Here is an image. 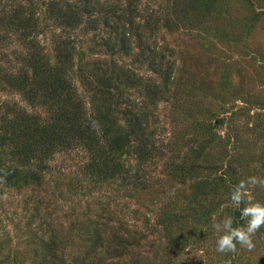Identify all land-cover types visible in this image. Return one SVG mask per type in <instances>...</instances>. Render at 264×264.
<instances>
[{"label":"rangeland","instance_id":"obj_1","mask_svg":"<svg viewBox=\"0 0 264 264\" xmlns=\"http://www.w3.org/2000/svg\"><path fill=\"white\" fill-rule=\"evenodd\" d=\"M99 1L100 11L68 26L54 8L63 0H0V169L10 173L0 184V264H264V228L253 250L221 254L213 227L226 217L245 225V204L235 208L229 194L264 178V0ZM27 13L50 62L68 46L90 112L104 104L95 75L140 77L114 82L98 123L129 133L128 144L109 147L112 174L97 172L81 142L26 154L7 138L6 118L25 111L45 121L56 110L6 79L30 71L16 19ZM249 191L264 204V189Z\"/></svg>","mask_w":264,"mask_h":264},{"label":"trees","instance_id":"obj_2","mask_svg":"<svg viewBox=\"0 0 264 264\" xmlns=\"http://www.w3.org/2000/svg\"><path fill=\"white\" fill-rule=\"evenodd\" d=\"M97 7H104V4L99 0H94L93 3H89V0H63L54 8L63 24L73 26L81 22L84 15L100 11ZM16 19L21 28L19 32L25 38H29V46L21 56L30 71L27 73L25 69L20 68L17 73L8 75L6 79L17 84L31 104L39 100L48 101L55 104L56 110L51 118L45 121L25 111L19 112L17 116L6 118L4 127L7 138L26 154L47 153L56 145H64L70 141L81 142L91 150L94 164L97 165V172L112 174L111 169L115 163L108 158L109 147L128 144L129 133L125 130L120 131L121 129L109 133L108 128L102 122L101 125L98 123L108 113L114 102L110 99L113 95L110 88H114V82L122 83L124 80L128 85L139 82L140 77L129 70L127 71L132 75L122 71L95 75L97 93L104 104L100 102L103 111L97 109L90 112L85 108L71 81L69 74L71 58L68 46L64 43L58 58L53 63L50 62L42 52L41 45L33 38L37 24L36 17L27 13L16 16ZM106 19L107 16L104 21ZM145 86L149 90L148 83H145ZM150 93L153 96L156 92L151 90ZM136 123H140L138 114L128 118L127 127L135 128ZM140 150L143 151V148L140 147Z\"/></svg>","mask_w":264,"mask_h":264},{"label":"clouds","instance_id":"obj_3","mask_svg":"<svg viewBox=\"0 0 264 264\" xmlns=\"http://www.w3.org/2000/svg\"><path fill=\"white\" fill-rule=\"evenodd\" d=\"M260 11L261 9H257ZM0 184L6 183V178L10 174L5 169H0ZM250 187H260L264 189V178L250 176L246 180H241L233 186L229 199L235 208H240L242 203L245 206L240 209V217L247 223L243 226L234 227L233 218L226 217L222 224H216L213 227L216 231L222 232L216 240V251L221 254L234 253L239 244L242 248L251 251L255 248L253 236L264 228V204L254 202L249 191Z\"/></svg>","mask_w":264,"mask_h":264}]
</instances>
